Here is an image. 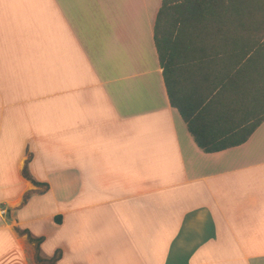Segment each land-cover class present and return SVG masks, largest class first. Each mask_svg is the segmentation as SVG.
<instances>
[{
    "label": "crops",
    "instance_id": "0c3cea01",
    "mask_svg": "<svg viewBox=\"0 0 264 264\" xmlns=\"http://www.w3.org/2000/svg\"><path fill=\"white\" fill-rule=\"evenodd\" d=\"M162 3L0 0V264H264V122L198 145Z\"/></svg>",
    "mask_w": 264,
    "mask_h": 264
},
{
    "label": "trees",
    "instance_id": "16d2710c",
    "mask_svg": "<svg viewBox=\"0 0 264 264\" xmlns=\"http://www.w3.org/2000/svg\"><path fill=\"white\" fill-rule=\"evenodd\" d=\"M155 40L170 102L198 145L245 143L264 122V0H163Z\"/></svg>",
    "mask_w": 264,
    "mask_h": 264
},
{
    "label": "rangeland",
    "instance_id": "374dc122",
    "mask_svg": "<svg viewBox=\"0 0 264 264\" xmlns=\"http://www.w3.org/2000/svg\"><path fill=\"white\" fill-rule=\"evenodd\" d=\"M56 259L54 258H46L42 255L41 252H37L36 258L33 262V264H56Z\"/></svg>",
    "mask_w": 264,
    "mask_h": 264
}]
</instances>
